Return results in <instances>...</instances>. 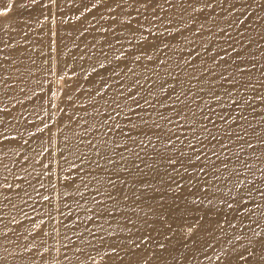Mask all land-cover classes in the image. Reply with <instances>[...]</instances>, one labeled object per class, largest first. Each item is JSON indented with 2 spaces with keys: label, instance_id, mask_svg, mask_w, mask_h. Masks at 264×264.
Masks as SVG:
<instances>
[{
  "label": "bare ground",
  "instance_id": "6f19581e",
  "mask_svg": "<svg viewBox=\"0 0 264 264\" xmlns=\"http://www.w3.org/2000/svg\"><path fill=\"white\" fill-rule=\"evenodd\" d=\"M3 3L6 0H0V4ZM211 3V8H204L202 3L194 5L203 9L202 13L193 12L187 3L183 16L179 3L174 9L161 12V16L167 15L174 21L170 30L179 28L180 32L173 31L175 39H165L168 49L161 46V51L149 49L147 54L166 60V64L159 69L144 60L137 62L139 67L128 65L143 75H150L144 71L145 65L159 72V80L152 77L145 83L141 79L143 87L134 89L133 94L139 91L149 98L151 90L153 95L149 99L156 110L148 108L145 118L150 123L155 119L162 124L165 122L159 120V115L171 118L174 123L166 127L174 132L171 144L167 136L158 140L151 132L147 134L155 149L149 144L144 149L147 155L142 152L141 156L153 165V170L140 161H136L139 164L136 168L131 162L135 157L124 153L129 156V172L121 171L119 179L127 183H118L117 187L127 195V200L120 198V193L107 184L109 178L117 180L110 167L97 168L86 161L84 170L78 172L71 168L72 158L65 162L60 150L66 136L83 139L85 144L88 140L95 143V138L101 135L97 129L114 107L117 80L131 86L123 73L112 75V69L117 63L114 56L119 51H133L125 39L129 35L125 25L131 23L135 27L136 20L143 22L137 14L138 5L132 0L127 3L101 0L92 8L96 0H71L70 3L57 0L55 4L42 0V5L47 7L25 10L22 16H17L13 10L6 18L0 17V183L13 185L12 189L0 188V256L6 257L0 264H113L110 257L116 253L109 245L116 246L124 257L120 264H129L141 257V264L143 261L147 264H223L216 255L232 248L233 244L242 251L241 246L247 243L252 229L264 231V218L259 219V227L254 222L264 208L257 209L256 216H249L247 212L256 204L264 205V197L259 194L264 192V0H211ZM85 6L91 8V12L84 11ZM55 9L57 14L53 18ZM100 63H104L107 71L99 67ZM123 68L121 64L120 69ZM60 76L64 79L58 80ZM102 78L109 86L97 96L103 88ZM162 83L169 90L175 86L173 97L185 93L180 97L184 104L175 105L177 110L183 108L179 116L169 106L168 93L160 91ZM50 86L52 91L58 92L54 98ZM68 95L72 96V101L67 100ZM160 102L165 104L164 108L160 107ZM53 103L57 108L51 107ZM140 103L143 106V100ZM117 111L121 115L116 120L127 125L129 117L132 121L137 119L136 112L140 109L128 116L125 115L127 106ZM45 124L48 128H44ZM202 126H206L216 140L202 139L206 135L201 131ZM193 127L195 136L201 137L200 142L193 138ZM118 131L109 133L112 139H119ZM221 144L225 145L223 149ZM128 146L134 148L130 142ZM202 147V159L195 161L194 156L200 154ZM42 148L49 151L37 155ZM157 150L160 157L156 156ZM165 150L173 158L181 152L188 153L197 168L201 165L206 168L207 177L195 171L187 160V173L179 163L169 165L161 158ZM213 151L219 154V160L212 156ZM204 155L211 158L208 163H204ZM25 156L29 157L27 161ZM221 161L228 165L227 170ZM74 162L80 164L79 160ZM213 162L218 169L216 172L210 167ZM100 163L104 165V161ZM44 164L49 168L44 169ZM173 167L180 169V175L174 173ZM234 168L240 169L238 179L245 180L238 189L226 183ZM45 171L51 175H43ZM69 175L75 178V183L64 187L63 177ZM215 176L220 179L216 180ZM168 177H174L181 187L176 189ZM16 184L21 188H16ZM30 185L35 186V190ZM249 190L253 198L246 204H238L240 195L237 193L247 199ZM109 192L118 197V205L107 199ZM44 196L49 200L45 201ZM93 198L103 201L110 214L99 219L93 216L97 207ZM89 216L93 219L88 220ZM125 217H130L134 223H129ZM13 219L17 223H13ZM41 220L44 223L33 228ZM228 220L236 227H230ZM216 221L221 222L223 232L216 229ZM190 226L194 232L201 226L208 229L211 247L194 243V240H202L204 234L197 233L193 237L187 232ZM85 229H92L96 239ZM41 230L48 235L43 237L40 253L23 251ZM145 236L148 239H142ZM235 236H240L241 240L236 241ZM229 240L232 244L227 243ZM40 244L38 239L37 245ZM161 244L164 249L159 247ZM43 248L49 251L44 253ZM77 248L82 251L77 252ZM65 253L69 260L64 259ZM89 255L93 258L88 259Z\"/></svg>",
  "mask_w": 264,
  "mask_h": 264
},
{
  "label": "snow or ice",
  "instance_id": "6c2138e0",
  "mask_svg": "<svg viewBox=\"0 0 264 264\" xmlns=\"http://www.w3.org/2000/svg\"><path fill=\"white\" fill-rule=\"evenodd\" d=\"M57 0H49L50 4H55ZM71 0H69V3ZM101 0H96V4L92 5V8H95L97 4H99ZM128 0H124V3H127ZM134 5H138L137 7V14L139 17H142L143 22L140 20H136L135 24L136 26L133 27L131 23L125 25L129 35L125 37L127 40V43L132 46L133 51H129L128 49H125L124 51H119L118 55L114 56V60L117 62L115 68L112 69V75L114 76H121V73H123V78H126L128 81L131 82V86L125 85L122 80H117V84L119 85L116 93V99L112 101V104L114 107L111 109L110 112L107 114V118L102 121L100 124V127L97 129L101 133L100 137L95 138L96 142L94 143L93 140H88L87 144H85L83 139L76 140L74 138L70 137H64L63 141V148L60 150V154L63 157L65 162H69V158H72L71 168L77 169L78 172L83 171V166L85 165L86 161H89L91 164L95 165L97 168H105L110 167L111 172L113 175L117 177V180H113L109 178L107 181V184L111 189L116 190L118 193H120V198L123 200H127L128 197L125 195L121 189L117 187L119 184H125L127 181L119 179L120 172L123 171L125 173L129 172L128 169V162H129V156H126L124 153H130L131 156H134L135 159L131 162L135 165L136 168H139V164L136 163V161H140L141 163H144L145 167L153 170V165L149 164L147 161H145L141 153L144 152V149L149 145L152 144L153 148L155 149V145L152 143L151 136H155L158 140L161 137L167 136L168 143H172L171 134H173L174 130L172 128H167L166 125L173 124L174 121L171 118H168L164 115H159V120L164 121L165 123H160L157 120L153 119L151 123L149 122V119H146L144 116V113L147 112L148 108H152L154 111L156 110L155 104L151 103V100L149 99L152 97L153 93L151 90L148 91V97L145 98L139 91H136L135 94H133L134 89L142 88L143 84L141 83V79L145 83H147L152 77H156L157 80H159V72L156 71V69H159L162 65L166 64V60H160L158 56L154 59L153 55H148L149 49H154L157 52L161 51V46L163 49H168L169 44L165 43L166 38L175 39L173 36V31L176 33L180 32L179 28H175L170 30L169 26L174 23L172 19H170L167 15L161 16V12H167L168 10L174 9L176 7V4L179 3L181 6V16H183L184 13L187 12V8L184 7V4L187 3L188 7L192 8L193 12H203V9L197 8L194 5L198 3H202L204 8H211L212 3L211 0H176L174 3L173 0H132ZM37 6H43L47 7V5H42V0H6V3L0 4V17L6 18L9 14L15 10V13L17 16H22L25 12V10L35 8ZM167 6V8L165 7ZM91 8H88L85 6L84 11L91 12ZM83 15V13H81ZM47 19V17H45ZM115 17H113V20ZM27 22V21H25ZM104 31H108V29H104ZM147 33V34H145ZM167 34V36H166ZM54 35V33H53ZM124 34L121 33V36ZM136 41L135 44H133V41ZM117 44H121V47L123 48V44L120 40L116 41ZM109 48H112V45L109 44ZM125 52L128 53V55H125ZM222 58V57H221ZM81 59H84L82 56ZM105 59H107V55L105 54ZM141 60H144L146 62L152 63L156 65V69H149L147 66H144V71L147 73H150V75H143L141 73H138L135 68L128 67L129 64L132 65H138L137 62H140ZM158 61V63H157ZM184 63H187L185 61ZM123 64L124 68L120 69V65ZM99 67L101 69H107L105 68L104 63H100ZM117 69H120V71H117ZM95 71V69H93ZM64 77L60 76L58 77V80H63ZM103 88L96 93L97 96L101 95L104 88H107L109 85L106 80H103ZM156 81H153L155 83ZM62 88H58V91H61ZM49 91L51 92V96L54 98L58 95V92L52 91L51 86L49 88ZM160 91L162 93H168L167 100L169 101V106L173 108L175 115L179 116L180 113L183 111V108L176 109V104H184V101L180 99L182 95H185V93L181 92L175 97H173L172 93H175L176 88L175 86H171V90H169L168 87L165 86V84L160 85ZM68 101H72V96H67ZM143 100V106L141 105L140 101ZM129 101L131 102V105H135V108H132L129 104ZM107 103V101H106ZM122 106L128 107V112L125 113L126 116H128L131 112H136V109H140L139 112H136L137 119L135 121H132L129 117V123L127 125H123L120 122L116 120V117H119L121 115L120 111H117V109H122ZM52 108H57L56 104L51 105ZM160 107L164 108L165 104L163 102H160ZM60 112H64L65 109H59ZM99 111V110H97ZM71 119V117H69ZM221 120L224 119V117H220ZM111 121V123H110ZM179 127H182L183 125H178ZM127 127L129 130L126 132L124 129ZM44 128H48V125L45 124ZM107 128V131H104V129ZM119 139H112V137L109 135V133H117ZM37 131L42 132L43 129L37 128ZM193 138L197 139L198 142H200L201 137H196L195 132L196 129L193 127ZM202 133H206V135H203L202 139L207 140L208 137H211L212 140H216V136L212 135V133L207 129L206 126H202L201 129ZM137 133L136 136H133L132 133ZM151 132V136H148L147 134ZM30 135H32L30 133ZM104 137H107V139H104ZM146 137V139H144ZM4 139H9V137L4 136ZM179 140V137H177ZM11 140H15V137H11ZM131 143L134 148H129L128 143ZM211 142V141H209ZM27 143V141H25ZM189 147H191V141H189ZM251 147V145H249ZM221 149L225 147V145H220ZM123 149V151H117V149ZM138 148L140 151L137 152L134 149ZM213 148H215V145H213ZM48 148H42L40 152L37 153V155H43L44 152H48ZM67 153V155H65ZM94 153V155H93ZM144 155H147L146 152H144ZM203 155V147L200 150V154H196L194 156L195 161H201ZM156 156L160 157L161 154L157 150ZM212 156H214L217 160L220 159V156L217 152L213 151ZM162 159L166 160L169 165L175 166L177 163L181 165L183 168V172H188V166L185 165V160H187V164L192 166L195 171L202 173L207 177L208 173L206 171V168L201 165L198 168L192 163V158L188 156V153L181 152L178 157L173 158L172 155L167 154V150H165V154L161 157ZM204 163H208V161L211 159L207 155H204ZM29 159L28 156L24 157V160L27 161ZM79 160L80 164H76L74 161ZM101 161H104V165H101ZM39 163V161H37ZM59 163V162H57ZM221 164L225 170L228 169V165L224 163V161H221ZM7 167V166H5ZM213 172L218 171L216 169L214 162L210 165ZM44 169H48L49 165L44 164ZM35 170V169H33ZM9 172H11V169H8ZM25 171H27L25 169ZM173 171L176 175H180V169H177L173 167ZM45 176H50L51 173L49 171H45L43 173ZM233 175L236 177L233 179ZM241 175L240 169L234 168L233 173L229 174V177L227 178L226 183H231L234 188H239L240 185L245 183V180L238 179V177ZM17 179H21V177H16ZM169 179H172L173 182L176 185V189H179L181 187V184L174 179V177H168ZM6 179V177H5ZM216 180H219V176H215ZM63 180L66 181V183L63 185L64 187H71L72 184L75 183V178H73L71 175L64 176ZM83 182V181H81ZM189 184L192 182V178L189 177ZM199 182V181H198ZM251 183V181H248ZM143 183V181H141ZM33 187V190H35V186L30 185ZM16 188H21V185L16 184ZM40 187H44L43 184H40ZM52 187L55 188V184H52ZM150 187V186H149ZM0 188L4 189H12V184L7 183H0ZM23 190V189H22ZM219 190V189H218ZM25 195H28L26 190H23ZM231 191V189H229ZM262 197H264V192L259 193ZM19 195V193H17ZM39 195V193H37ZM237 195H240V199L236 202L239 203H247L248 199H252V190H249L247 193V199L243 194L237 193ZM235 198V197H233ZM7 199V197H5ZM43 199L45 201L49 200L48 196H44ZM107 199L113 201L115 204H119L120 200L117 196L113 195L111 192L108 193ZM95 204L97 207L93 211L90 209V211H93V216H95L97 219L104 217L107 214H110V210L107 207V205L103 201H97L95 198H93ZM209 203L211 204L212 201L210 200ZM229 208H233L232 204H228ZM264 208V205L256 204L254 209H248L247 212L249 216H256L257 215V209ZM135 211V209H133ZM93 216L87 217L88 220H92ZM264 218V212H261L259 216H257V221H254L257 223V227H259V219ZM125 219L128 220L129 223H134L130 217H125ZM2 222V220H0ZM13 223H17L15 219L12 221ZM44 221L41 220L39 224H34L33 228H39L41 224H43ZM228 224L230 227L235 228L236 226L232 224L231 220H228ZM98 227L102 230V225H99ZM216 229L223 232V228L221 227V222L216 221ZM89 233L90 236H92L93 239H96L95 232L92 229H85ZM187 232L191 234L193 237L197 235V233H203L204 238L202 240H194V243H198L201 245V247L207 245L208 247H211V244L209 243V230L203 228V226L196 229L194 232L193 227H188ZM48 233L41 230L40 232H37L36 235L33 237L32 243L25 246L23 248V251L25 252H32L35 250L36 253H40L41 247L43 246V237L47 236ZM41 240V244L37 245V240ZM86 239V238H85ZM142 239H148V237H143ZM234 239L236 241L241 240L240 236H235ZM69 242H71L69 240ZM81 243H84V241H81ZM89 244H91V241H88ZM101 243H103V240L101 238ZM132 242L129 241V244ZM227 243L232 244V241L229 240ZM111 248V251L113 253H116L115 256L110 257V260L113 262V264H120L121 261H123L124 257L121 256L117 252L116 246L109 245ZM136 248H139V244L135 245ZM161 249H164L165 246L163 244L159 245ZM242 251L238 250L235 245L233 244V247L228 249L227 251L223 252L220 255H216L217 260H222L223 264H264V231H257L255 229L251 230V235L247 237V243L245 245H242ZM5 252H7V249H4ZM49 251L48 248H43V252L47 253ZM77 252H81L82 250L80 248L76 249ZM125 255H127V252H125ZM6 257L0 256V261H3ZM93 257L91 255L88 256V259H92ZM65 260H69L70 258L65 253L64 255ZM211 259V257H209ZM141 259H138L136 261H129V264H141ZM143 264H147V261H143Z\"/></svg>",
  "mask_w": 264,
  "mask_h": 264
},
{
  "label": "rangeland",
  "instance_id": "374dc122",
  "mask_svg": "<svg viewBox=\"0 0 264 264\" xmlns=\"http://www.w3.org/2000/svg\"><path fill=\"white\" fill-rule=\"evenodd\" d=\"M55 10H56V9H55ZM55 10H54V13H53V15H54L53 18H55V17H56L55 14H57V10H56V11H55ZM51 12H53V10H52ZM55 12H56V13H55Z\"/></svg>",
  "mask_w": 264,
  "mask_h": 264
}]
</instances>
